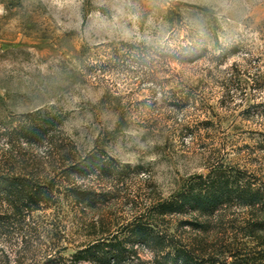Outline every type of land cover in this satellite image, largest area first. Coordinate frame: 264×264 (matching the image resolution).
I'll use <instances>...</instances> for the list:
<instances>
[{"label":"rangeland","instance_id":"374dc122","mask_svg":"<svg viewBox=\"0 0 264 264\" xmlns=\"http://www.w3.org/2000/svg\"><path fill=\"white\" fill-rule=\"evenodd\" d=\"M35 111L58 131L38 145L0 137V168L24 160L57 182L60 149L96 148L127 169L121 179L74 178L106 193L93 208L60 195L20 220L0 204V264L66 259L210 166L264 184V0H0V132ZM263 218L227 206L157 223L190 251L185 264H210L212 252L221 264L250 255L244 234ZM134 251L132 264L166 261Z\"/></svg>","mask_w":264,"mask_h":264},{"label":"trees","instance_id":"16d2710c","mask_svg":"<svg viewBox=\"0 0 264 264\" xmlns=\"http://www.w3.org/2000/svg\"><path fill=\"white\" fill-rule=\"evenodd\" d=\"M56 131L58 127L53 116L35 111L19 115L8 126L1 127L0 137H6L7 142L38 145L51 138ZM58 163V167H55L59 175L57 182L53 178L39 176L37 167L28 170L24 160L13 162L14 165L7 170L0 168V204H4L10 214L20 220L41 208L52 206L60 195L93 208L107 200L106 193L81 189L74 184V178L96 175L104 179H121L119 176H125L122 173L127 169V166H116L104 152L96 148L83 154H77L71 148L60 149ZM227 206L257 208L264 214V184H257L237 168L222 164L210 166L205 175L189 176L167 198H157L150 202L146 208L147 213L134 216L120 232L107 233L76 250L68 258H60L61 261L53 263L132 264L134 247L138 246H147L158 254L164 252V258L166 261L171 260V264H179V259L184 264L189 263L192 261L188 256L190 251L180 247L178 241L167 235L157 220L187 213L208 217ZM193 224L199 227L204 225ZM251 226L257 230H247L244 234L254 243L250 255L228 256L230 259L233 257V260L227 262L225 258L221 264H264V236L257 232L264 231V218L255 220ZM2 255L8 263L9 258ZM215 256L212 252L206 260L210 264H217ZM195 263L199 264L197 261Z\"/></svg>","mask_w":264,"mask_h":264}]
</instances>
